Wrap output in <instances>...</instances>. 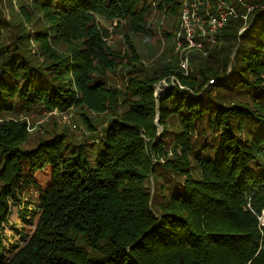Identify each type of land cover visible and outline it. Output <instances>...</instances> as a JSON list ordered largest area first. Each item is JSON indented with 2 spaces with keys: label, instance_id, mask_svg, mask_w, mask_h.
<instances>
[{
  "label": "trees",
  "instance_id": "1",
  "mask_svg": "<svg viewBox=\"0 0 264 264\" xmlns=\"http://www.w3.org/2000/svg\"><path fill=\"white\" fill-rule=\"evenodd\" d=\"M248 1L245 29L231 19L228 45L192 50L183 73L176 53L146 66L137 52L133 37L153 34L149 0H34L37 16L21 0L41 25L21 22L0 44V264H264V0ZM181 3L159 0L175 18L167 36ZM100 15L119 21L118 62ZM121 66L133 72L124 89L109 86ZM39 107L106 114L95 151L64 132L26 146L27 122L9 114ZM159 125L176 133L170 155ZM161 163L182 180L159 181ZM32 188L36 228L6 258L4 223Z\"/></svg>",
  "mask_w": 264,
  "mask_h": 264
},
{
  "label": "rangeland",
  "instance_id": "2",
  "mask_svg": "<svg viewBox=\"0 0 264 264\" xmlns=\"http://www.w3.org/2000/svg\"><path fill=\"white\" fill-rule=\"evenodd\" d=\"M25 1L29 2V8L32 10L31 3H33L34 0ZM149 1L152 4V7L147 15L146 22L153 34H140L133 37V42L137 48V52L140 54V57L145 62L146 66L160 63L161 58L165 55V50H168V54L166 55L169 57H171L173 53L179 55L175 47V34L168 36L165 34L166 32L173 31L175 25L174 16L169 15L157 6L159 0ZM20 2L21 0H0V44H4L6 40H9V33L16 32L21 28V26H19L21 22H24L26 25L22 27H26V29L30 31L40 27L41 25L40 22L35 23V25L33 24L35 18L33 20H25L20 16ZM35 10L32 11L35 12ZM35 15H39V12H35ZM97 19L101 26H105L108 29L110 33L107 37L108 45L117 54L115 58L111 55H108L107 58L109 60H114L115 62L120 61L121 56L128 54V49L127 46L123 44L124 36L123 33H121L122 31L115 32L114 26H116L119 21L116 18L109 20L103 15L98 16ZM124 22L126 21L122 20L121 24ZM218 44L227 46L228 41L218 42ZM37 49V46L33 45L32 51H36ZM193 67L192 63L190 70L193 69ZM107 72V84L109 86H117V88L120 89H124L125 83L127 82L129 76L133 73L122 66L116 70ZM169 79H171V83H178V81L172 76L169 78H162L155 85L156 95H159L161 91L158 90V87L162 86L163 82H167L168 85L170 83ZM209 84H212L211 80H209ZM163 88L164 86L162 89ZM122 108L123 106L119 105V109ZM9 115L11 117H19L27 122L31 132V138L29 142H27L26 146H34L42 138H50L56 135V133L60 134L64 132L65 134H68L69 140L73 142L85 143L86 146L91 148L93 151H95V148L101 138L100 136L102 134L103 126L106 125L108 121L106 114H97L88 108H72L69 110H59L55 108L53 110H48L46 108L39 107L29 110L17 109ZM158 129V137L165 136L167 140L165 146L170 152L172 147H175L173 144V138L176 136V133L164 131L163 127L160 125L158 126ZM177 148L179 149V147ZM171 153L172 152H170L169 155ZM164 161L165 160L163 159L161 162ZM157 167L158 173L160 174L159 181L162 183L169 184L171 181L182 180L180 175L174 173V170L171 168L163 166V163L158 164ZM41 176L44 179V174ZM150 184L153 186L154 181L151 180ZM39 193L40 189L32 188L24 193L22 202L12 204L8 216V222L4 223L3 231L4 244L5 247L8 248L6 250L4 249V256L6 258L11 257L19 248L24 246L33 234L40 214V209L38 207ZM260 220L264 223V210L260 216Z\"/></svg>",
  "mask_w": 264,
  "mask_h": 264
},
{
  "label": "built area",
  "instance_id": "3",
  "mask_svg": "<svg viewBox=\"0 0 264 264\" xmlns=\"http://www.w3.org/2000/svg\"><path fill=\"white\" fill-rule=\"evenodd\" d=\"M256 6L248 0H182L179 27L175 36L181 70L184 73L190 71V52L216 44L231 19L243 20V31ZM210 80L213 82V79ZM166 85L167 82H163L158 90H163L162 87Z\"/></svg>",
  "mask_w": 264,
  "mask_h": 264
},
{
  "label": "water",
  "instance_id": "4",
  "mask_svg": "<svg viewBox=\"0 0 264 264\" xmlns=\"http://www.w3.org/2000/svg\"><path fill=\"white\" fill-rule=\"evenodd\" d=\"M233 56V55H232ZM261 223H262V221H261Z\"/></svg>",
  "mask_w": 264,
  "mask_h": 264
}]
</instances>
